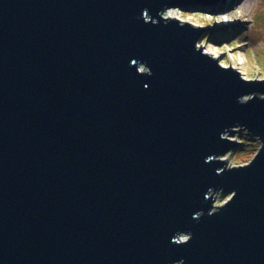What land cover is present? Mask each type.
<instances>
[{"label": "water", "instance_id": "water-1", "mask_svg": "<svg viewBox=\"0 0 264 264\" xmlns=\"http://www.w3.org/2000/svg\"><path fill=\"white\" fill-rule=\"evenodd\" d=\"M219 1L0 0V264H264V79L162 16Z\"/></svg>", "mask_w": 264, "mask_h": 264}, {"label": "rangeland", "instance_id": "rangeland-1", "mask_svg": "<svg viewBox=\"0 0 264 264\" xmlns=\"http://www.w3.org/2000/svg\"><path fill=\"white\" fill-rule=\"evenodd\" d=\"M233 2L231 9L223 12L215 13L209 9L215 3H209L211 7L208 4H189L184 9H167L162 16L176 15L182 23L211 29L202 34L197 42L198 48L202 46V51L218 59L219 65L240 71L244 79H264V0ZM240 129L236 128L232 135H228L237 141V146L221 156L229 167L247 163L257 152L251 150V141L242 139L241 134L246 132ZM213 197L214 205L219 206L230 197V193L220 190Z\"/></svg>", "mask_w": 264, "mask_h": 264}, {"label": "bare ground", "instance_id": "bare-ground-1", "mask_svg": "<svg viewBox=\"0 0 264 264\" xmlns=\"http://www.w3.org/2000/svg\"><path fill=\"white\" fill-rule=\"evenodd\" d=\"M232 2H233V0H222L219 5H218V2H217L214 5H212V7L210 6V4H208L209 5L208 7H211L209 9L214 11L215 13H217L219 10H222V11H219V12H223L225 10L228 11V10L231 9V8L229 9V7H231L233 5ZM233 3L235 4V2H233ZM226 8H228V9H226ZM173 10H175V9H173ZM166 18H179V17H177L176 15H168V16H166ZM228 135H230V134L228 133Z\"/></svg>", "mask_w": 264, "mask_h": 264}, {"label": "trees", "instance_id": "trees-1", "mask_svg": "<svg viewBox=\"0 0 264 264\" xmlns=\"http://www.w3.org/2000/svg\"><path fill=\"white\" fill-rule=\"evenodd\" d=\"M242 139H246L247 141H251L252 144V151H257L260 143L257 141V139H254L253 137H251L250 135H248L247 133H242L241 134Z\"/></svg>", "mask_w": 264, "mask_h": 264}, {"label": "built area", "instance_id": "built-area-1", "mask_svg": "<svg viewBox=\"0 0 264 264\" xmlns=\"http://www.w3.org/2000/svg\"><path fill=\"white\" fill-rule=\"evenodd\" d=\"M241 130V129H240Z\"/></svg>", "mask_w": 264, "mask_h": 264}]
</instances>
